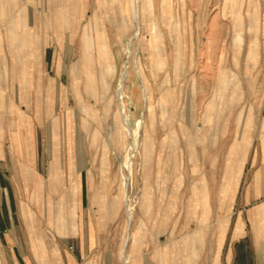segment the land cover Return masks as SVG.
I'll use <instances>...</instances> for the list:
<instances>
[{
  "label": "rangeland",
  "instance_id": "374dc122",
  "mask_svg": "<svg viewBox=\"0 0 264 264\" xmlns=\"http://www.w3.org/2000/svg\"><path fill=\"white\" fill-rule=\"evenodd\" d=\"M149 1L0 0V264H228L264 0Z\"/></svg>",
  "mask_w": 264,
  "mask_h": 264
},
{
  "label": "crops",
  "instance_id": "0c3cea01",
  "mask_svg": "<svg viewBox=\"0 0 264 264\" xmlns=\"http://www.w3.org/2000/svg\"><path fill=\"white\" fill-rule=\"evenodd\" d=\"M260 146L261 154L257 168L237 197L239 214L233 219L227 234L226 256L228 264H264V136L261 137ZM238 185L237 187L236 184L233 185V199L228 202V207L235 205L236 191L239 190ZM4 190L5 194L7 190ZM3 198L4 202H2V205L0 204V226L4 216H6V221L11 223L9 218L11 212L7 209L9 206L5 203L6 198ZM18 208L20 214L25 213L23 203L19 204ZM13 229L9 230V234H13L14 238L17 239L16 232ZM225 233L226 230L224 236ZM218 255L220 254L218 253Z\"/></svg>",
  "mask_w": 264,
  "mask_h": 264
},
{
  "label": "bare ground",
  "instance_id": "6f19581e",
  "mask_svg": "<svg viewBox=\"0 0 264 264\" xmlns=\"http://www.w3.org/2000/svg\"><path fill=\"white\" fill-rule=\"evenodd\" d=\"M145 10H148V12L152 13V5L150 3L149 0H143V6H142ZM107 45L103 44L102 47L104 48L102 56H104L105 58H109L110 54L107 51ZM162 63V61H160ZM158 66H161L160 64ZM124 81V80H123ZM120 91V90H119ZM121 137V136H120ZM122 137H124V134L122 135ZM79 142V141H78ZM119 142L123 145V140L119 138ZM151 147L149 144L147 145V153L146 154H150L151 152ZM126 248V247H125Z\"/></svg>",
  "mask_w": 264,
  "mask_h": 264
}]
</instances>
